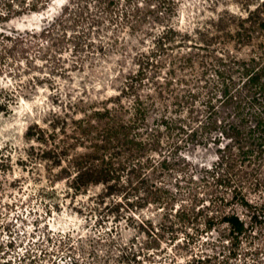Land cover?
Instances as JSON below:
<instances>
[{
  "label": "trees",
  "instance_id": "obj_1",
  "mask_svg": "<svg viewBox=\"0 0 264 264\" xmlns=\"http://www.w3.org/2000/svg\"><path fill=\"white\" fill-rule=\"evenodd\" d=\"M53 1L0 0V28L47 11ZM221 1L207 0L213 6ZM230 1L239 12L209 17L196 31L202 43L184 48L213 55L219 66L215 70L219 81L209 92L214 94L216 90L223 106L234 107L238 117L244 115L246 106L258 107L250 116L254 121L243 116L239 124L217 118L212 101L209 120L200 121L198 111L189 106L197 98L194 91L176 97L175 107L180 112L175 117L164 113L149 123L150 108L157 105L156 100L146 96V101L150 100L146 102L139 92L149 81L148 69L171 49L172 43L179 42V37L185 42L192 37L168 25L176 16L178 0H70L49 25L63 28L77 16L76 7L88 9L94 4L104 8L108 24L142 34L135 39H152L154 44L148 54L141 53L136 63L139 70L127 78L118 101L109 100L104 112L98 110L89 119L65 122L59 130L63 139L56 138L60 126L51 127L53 135L38 126L34 134L33 128L28 132L32 137L38 133L36 141L45 147L31 146L27 161L38 163L39 170L44 171L40 176L47 185L39 190V196L52 201L48 211L62 212L67 207L76 216L97 217L96 224L104 228V237L99 235L104 240V255L115 264H181L178 250L189 248L217 229L223 241L230 243L234 256L243 243L251 249L264 240V178L259 177L264 167V0ZM152 23L163 28L158 35L142 30ZM54 31L49 27L40 33L2 31L0 80L21 73L22 65L31 69L35 58L32 51ZM217 45L225 48L210 51ZM240 47L247 49V58L234 56ZM182 59L183 69L193 63L191 53ZM235 69L243 78V88L235 82ZM165 85L170 89L169 83ZM24 89L9 90L0 83V116L11 113ZM153 90L157 100H162L166 92L160 86ZM126 100H131L129 105ZM182 134L196 144L207 140L206 136L219 134L210 142L218 145V154L216 163L204 169V195L195 182L199 176L192 174L191 163L180 152ZM8 157L0 148V170ZM253 194L260 195L259 200L250 199ZM204 196L211 198L204 200ZM60 237L70 239L64 231ZM263 247L264 243L254 255L258 256ZM193 262L204 260L199 257Z\"/></svg>",
  "mask_w": 264,
  "mask_h": 264
},
{
  "label": "rangeland",
  "instance_id": "obj_2",
  "mask_svg": "<svg viewBox=\"0 0 264 264\" xmlns=\"http://www.w3.org/2000/svg\"><path fill=\"white\" fill-rule=\"evenodd\" d=\"M69 2L70 0L66 3L54 0L47 11L16 19L0 28V33H40L45 27L55 30L47 41L38 42L35 51H32L35 58L31 69L22 65L23 69L19 68L21 73H13L12 78L8 76L0 80L9 90L26 89L18 102L13 104L11 113L0 116V148L6 157L9 156L5 167L0 170V264H115L104 255V240L99 239V235L104 237L101 234L104 228L96 224L97 217L82 218L67 207L62 212L53 209L48 211L52 201L39 196V190L47 185L40 176L44 171L41 168L39 170L38 163L27 161L31 146L45 147L36 141L38 133L32 137L28 132L33 128L34 134L38 126L47 130L48 135H53L51 127L60 126L56 138L63 139L59 130L66 126L65 122L70 124L71 120L89 119L98 110L104 112V106L109 100L118 101L116 98L125 87L127 78L139 70L136 63L141 53L148 54L154 44L152 39H135L142 36L135 31L111 26L105 19L104 8L94 4L88 9L76 7L77 16L63 28L50 27V23ZM238 10L230 0L221 1L219 6L210 5L207 0H178L176 16L168 25H173L182 34H192V37L191 41L186 42L179 37V42L170 45L173 50L169 49L158 56V61L154 60V64L148 69L149 81L139 92L145 101L146 96L156 100L154 104L157 105L150 108V124L164 113L169 118L175 117L176 112H180L175 107L176 97L191 91L196 93L197 98L190 101L189 106L198 111V119L202 122L209 120L208 106L211 101L220 120L239 124L245 116L248 121H254L250 116L257 106H246L244 115L238 117L234 107L222 105L221 95L216 90L214 94L209 92V88L219 81L215 72L219 66L213 55L196 49L186 51V47L184 48L202 43L201 36L196 31L209 17L228 11L239 12ZM142 30L146 34L158 35L163 28L152 23L147 27L143 26ZM223 47L217 45L210 51L221 50ZM187 53H191L193 63L183 69L185 62L182 57ZM247 54V49L240 47L234 56L247 58ZM39 59L41 61L36 62ZM235 70V82L243 88V78L239 69ZM203 72L208 75L203 76ZM166 83L170 84V89L164 88ZM156 86L166 92L162 100H157V94L153 90ZM218 88L222 89L221 84H218ZM240 90L245 94L244 89ZM130 101L126 100L125 104L129 105ZM187 106L185 105V110ZM57 122L63 123L57 125ZM71 128L73 130L75 126ZM71 130L68 131L69 134ZM218 135L206 136L207 140L201 141L202 144L192 143L186 134L179 136L178 142L182 148L180 152L191 163L192 174L199 176L195 178V182L203 195L204 169L216 163L218 154V145L210 142ZM262 169L259 174L261 179L264 178V167ZM259 196L253 194L250 199L259 200ZM210 198L204 196V200ZM238 212L243 215L242 209L238 208ZM245 220L249 222L248 217ZM61 231L67 232L70 239H62ZM220 232L217 229L215 234L205 235L189 248L178 250L180 263H264V249L258 256L254 255L264 240L256 242L251 249L247 243H243L234 256L230 251V243L223 241ZM199 257L204 262L194 263L193 260Z\"/></svg>",
  "mask_w": 264,
  "mask_h": 264
},
{
  "label": "clouds",
  "instance_id": "obj_3",
  "mask_svg": "<svg viewBox=\"0 0 264 264\" xmlns=\"http://www.w3.org/2000/svg\"><path fill=\"white\" fill-rule=\"evenodd\" d=\"M67 2V0H61V3H66Z\"/></svg>",
  "mask_w": 264,
  "mask_h": 264
}]
</instances>
